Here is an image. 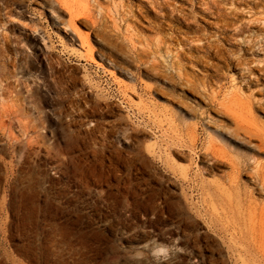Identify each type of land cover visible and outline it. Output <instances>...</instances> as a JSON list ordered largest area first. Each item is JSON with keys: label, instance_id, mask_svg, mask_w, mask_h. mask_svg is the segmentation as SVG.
<instances>
[{"label": "rangeland", "instance_id": "obj_1", "mask_svg": "<svg viewBox=\"0 0 264 264\" xmlns=\"http://www.w3.org/2000/svg\"><path fill=\"white\" fill-rule=\"evenodd\" d=\"M10 1L66 101L0 122V264H264V0Z\"/></svg>", "mask_w": 264, "mask_h": 264}, {"label": "bare ground", "instance_id": "obj_2", "mask_svg": "<svg viewBox=\"0 0 264 264\" xmlns=\"http://www.w3.org/2000/svg\"><path fill=\"white\" fill-rule=\"evenodd\" d=\"M10 4H11L10 0H0V27L3 26L2 18L7 19L9 16H12L11 15L12 8ZM73 18H74L73 14L70 13L69 16L67 17V24L75 28ZM7 21L9 22L10 20L7 19ZM19 42L20 41L16 36L5 33L2 30L0 31L1 59H5L3 61L5 64L10 63L14 67V69L9 70L6 68V65H4L2 72H0V100H3L2 102L4 103V106H2L0 110V122H6V121L8 122H33V121L35 122H63L62 104L66 98V95H65V87L62 84L63 83L62 79L59 77L58 80L52 81V84H48L46 82L45 77L43 76V78L41 79L40 77H38L39 78V81H38L37 79H35L36 78L35 73L39 72V69L40 71L43 70L41 65H37L36 62H33L32 60H29L28 58L19 60L16 64L13 58H9L4 54V50L6 48H8L9 46L12 48H16ZM47 68H48L49 75H55L56 72H58L57 66H55L52 63V61H47ZM21 89L22 90L25 89L28 95L27 97L21 98L20 100V98L18 97V93L20 92ZM51 90H53L55 93V96L53 97H50L49 95V92ZM4 99H6L5 102H4ZM24 102L25 103L28 102V104L31 103L33 107L36 108L38 113L35 117H30L31 116L30 114L24 113V109H23ZM47 104L57 105L59 112L53 113L52 115L48 114L44 108V106ZM239 173H240V169L235 164L232 165L231 174L229 175V179H230L229 185L230 186H233L234 188L238 187V182L236 178L238 177ZM14 196H15V192H14ZM229 234L231 235V232ZM232 236H233V233H232ZM230 241L233 242V240H230ZM234 251L236 252L239 251L240 253V251L242 250L237 249ZM245 253H249V252H245ZM240 259L242 263L246 261L244 258H240ZM248 263L250 264L249 261Z\"/></svg>", "mask_w": 264, "mask_h": 264}]
</instances>
